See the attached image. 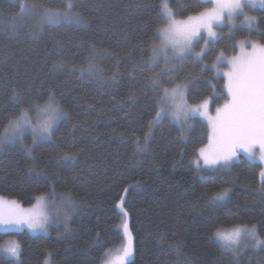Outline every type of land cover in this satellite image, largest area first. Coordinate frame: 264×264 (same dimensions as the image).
Segmentation results:
<instances>
[{
  "label": "trees",
  "instance_id": "16d2710c",
  "mask_svg": "<svg viewBox=\"0 0 264 264\" xmlns=\"http://www.w3.org/2000/svg\"><path fill=\"white\" fill-rule=\"evenodd\" d=\"M169 1L182 19L211 7L200 0ZM20 3L60 6V0H0V135L22 107L33 100L44 104L50 92L65 115L49 140L33 145L27 135L3 149L0 196L29 207L36 196L54 190L71 193L79 207L68 229L53 226L36 236L0 232V246L15 240L21 248L19 262L0 257V264H45L49 256L52 264H101L107 250L122 243L117 204L125 192L132 264H264V247L257 252L244 239L236 253L213 235L220 226L256 225L264 238L260 163L241 154L230 168L206 171L202 178L193 161L210 130L200 118L188 121L183 139L165 117L144 151L136 152L133 143L143 137L163 94L152 85L153 76L169 89L191 79L190 104L210 97L212 109L223 105L226 77H214L211 65L221 51L236 53L240 39L264 44V9L253 10L258 28L222 29L204 56L208 68L189 57L169 69L149 60L159 44L155 30L164 27L157 15L160 0H76L81 25L39 30V8L21 18ZM89 56L99 72L87 70ZM209 81L223 95H215ZM65 154L74 159H62ZM225 187L228 197L212 202Z\"/></svg>",
  "mask_w": 264,
  "mask_h": 264
},
{
  "label": "snow or ice",
  "instance_id": "6c2138e0",
  "mask_svg": "<svg viewBox=\"0 0 264 264\" xmlns=\"http://www.w3.org/2000/svg\"><path fill=\"white\" fill-rule=\"evenodd\" d=\"M202 4H209L211 7L204 8L196 15H188L186 19L177 20L176 12L172 10L168 0H160L157 13L158 20L164 27H157L154 40L159 41V45L154 43L149 60L153 66L162 56L164 62H169L171 53L172 62H183L191 57L194 61H199L203 65V59L210 41L215 42L217 33L216 27L225 25L234 28L237 16H243L242 24L249 29L258 28L259 24L255 16L245 12L246 7L264 9V0H200ZM20 17L35 13L38 8L40 19L36 23V28L42 29L45 25L49 27H60L61 25H81L84 17L76 10V0H60L59 7H48L43 4L37 6L35 3H20ZM203 33V34H202ZM205 35L207 39H205ZM203 44L199 52H195L196 46ZM245 43L250 45L251 50L245 48ZM240 53L227 57L221 51L211 65L214 70V77H226L227 95L222 106L215 108V115L209 114L210 97L203 98L196 103H189L186 97L187 82L175 83L171 89L160 84V78L153 76L151 83L153 86L162 89V95L157 99V110L152 120L149 121L147 130L143 137L137 136L133 143L135 151H144L151 139L152 129L157 123L167 116H171L173 123L180 130L181 139L184 137V128L190 119L197 116L203 117L210 128L208 144L198 150V156L193 161L198 173L203 178V173L211 171L217 167L230 168L232 162L245 153L250 161H259L262 165L259 173L261 180V191H264V44L251 40L239 42ZM87 70L89 72H99V67L92 63L89 56ZM221 64L227 65V71L221 68ZM208 68V65H203ZM81 68V71H84ZM213 93L216 94L215 85L209 81ZM19 93L13 90V99L18 100ZM31 113V114H30ZM65 115L64 110L56 101L55 94L50 92L44 104L33 100L28 107H22L19 115L9 121L11 132L5 130L4 135H0V146L11 142L14 139H23V133L30 130L32 142L51 138L53 129L61 117ZM35 120V122H33ZM31 148L28 154L31 155ZM62 159H74V156L65 154ZM126 191V190H125ZM229 195L227 187L214 193L211 201H223ZM56 197L53 190L51 194H41L35 197L36 203L32 207L24 208L16 200H8L0 196V230L3 232H15L26 227L32 232L48 231V226L53 222V216L43 210L46 201ZM60 206L53 205L56 220H67V212L75 206L71 193H63L59 197ZM123 198L120 200L123 219L118 226V231L122 232L118 253L112 259L111 252L104 254L102 259L104 264H132L134 254L133 237L128 226L127 211L123 209ZM215 239L227 250L237 251L242 239H250L253 247H264V238L257 231L256 225H234L230 228L217 227L213 233ZM0 253L10 257L19 258L21 255L20 244L12 241L6 247L0 248ZM45 264H49L45 260Z\"/></svg>",
  "mask_w": 264,
  "mask_h": 264
},
{
  "label": "rangeland",
  "instance_id": "374dc122",
  "mask_svg": "<svg viewBox=\"0 0 264 264\" xmlns=\"http://www.w3.org/2000/svg\"><path fill=\"white\" fill-rule=\"evenodd\" d=\"M168 2H169V5H170V1H169V0H168ZM170 7H171V6H170ZM255 9H259V7L255 8ZM253 10H254V9H253V8H250V7H246V8H245V12H247L248 15H250V16H255V17L257 18V16L253 13ZM39 19H40V17L38 18V21H39ZM176 19H177V20H183V19H186V18H183V19H182V18H177V17H176ZM242 20H243V16H237V17H236V20H235V25H236V26H235L234 28H231V30H230L229 26H227V25H225L224 27H216V28H215V31H216V33H217V38H216L215 42H212V41L209 42L205 54L209 51V49L211 48V45L214 44V43H216V42L218 41V39L223 35V32H222V29H223V28H227L228 32L231 33V32H233L234 30H236V29L239 28V27H247L246 25H244V24L241 23ZM202 34H203V33H202ZM205 39H207V36H206V35H205ZM249 40H251V39H247V38L240 39V40L237 42V51H236V53H234V54H232V55H225V54H224V55L227 56V57H231V56H234V55H239V53H240L239 42H240V41H245V42H246V41H249ZM251 41H253V40H251ZM253 42H256V41H253ZM256 43H258V42H256ZM158 45H159V44H158ZM203 47H204V45L201 43L200 45H198V46L195 47L194 51H195V52H199V51L201 50V48H203ZM245 48H246V50H248V51L251 50L250 45H248L247 43H245ZM219 54H220V53H219ZM219 54H218V55H219ZM218 55H217V56H218ZM158 61H162V62L165 64V66H167V68H169V69H172V68L177 64V62H172V60H171V53H169V62H168L167 64L164 62V58H163L162 56L158 59ZM221 68H222L224 71H227V65H226V64H221ZM187 90H188V89H187ZM186 97H187V92H186ZM221 106H222V105H221ZM30 114H31V113H30ZM209 114H211V115H215V109H212L210 103H209ZM63 117H64V115L61 117V119H62ZM167 117H169V118L171 119V116H170V115L167 116ZM196 118H200L204 123L207 124V121H206L203 117H201V116H197ZM61 119H60V120L57 122V124L55 125V127H54V129H53V132H54V130L56 129V127H57V125L59 124V122L61 121ZM171 120H172V119H171ZM190 120H191V119H190ZM33 122H35V120H34ZM6 129L8 130V132H9V134H10V132H11L10 126H8ZM6 129H5V130H6ZM209 130H210V128H209ZM53 132H52V133H53ZM4 134H5V131L3 132L2 135H4ZM209 134H210V132H209ZM27 135H31V137H32V133H31L30 130H26V131H24V133H23V139H22V140H21V139H14L13 141L8 142V143H5V144H3L2 146H0V154L3 152V149L6 148L8 145L23 142L24 139H25V137H26ZM51 136H52V135H51ZM49 139H50V138H49ZM49 139H41V140H37V142H36L35 144H37L38 142L44 141V140H49ZM207 144H208V143H207ZM207 144H206V145H207ZM33 145H34V144H33ZM206 145H204L203 147H205ZM241 154L247 156V155H246L245 153H243V152H241L240 155H241ZM197 155H198V153H197ZM238 157H239V156H238ZM238 157H237V158H238ZM247 157H248V156H247ZM237 158H236L234 161H236ZM234 161H233V162H234ZM233 162H232V163H233ZM255 162L260 163L259 161H255ZM217 168H219V167H217ZM55 193H56V197H55L54 199H52V200H48V201H46L45 205L43 206V210L49 212V213L52 214V216H53V222L49 224V226H48V231H47L46 233H44V232H35V233H34V232L30 231L29 229H27L26 227L21 228V229L15 231V232L27 231V232L30 233L31 235L36 236V235H47V234L49 233L50 228L53 227V226H64L65 228L68 229V228L70 227V223H71V221H72V219H73V215H74V213L77 211V209H78V207H79V204H78L77 201H75V200L72 198L73 201L75 202V206H74L72 209L68 210V212H67V216H68L67 220H66V221H65L64 219L56 220V219H55V215H54L55 209L53 208V205L60 206L61 201H60L59 197H60V195L63 194V193H58V192H55ZM49 195H50V194H49ZM4 198H6V197H4ZM6 199H8V200H14V199H10V198H6ZM125 199H126V192H125V194H124V196H123V201H124V202H125ZM16 201H17V200H16ZM17 202H18V201H17ZM18 203H19V202H18ZM35 203H36V202H35ZM19 204H20L22 207H24V208L32 207V206L25 207V206H23L21 203H19ZM117 208H118L119 212L122 214V210H121V207H120V202L117 204ZM123 209L125 210V208H124V203H123ZM127 220H128V226H129V218H128V215H127ZM129 229H130V228H129ZM0 232H3V230H0ZM3 233H5V232H3ZM132 237H133V236H132ZM243 240H244V239H242V241H243ZM249 240H250V239H249ZM13 241H15V240H13ZM242 241H241V242H242ZM247 241H248V239H245L244 244H245ZM8 242H12V241H8ZM8 242H6L5 244L1 245L0 248L6 247L7 244H8ZM15 242H17V241H15ZM218 242H219V241H218ZM219 243H220V242H219ZM242 245H243V244H241L240 247H241ZM119 247H120V246L115 247V248H111V249L107 250V252H111V253H112V256H110L108 259H112V258H114L115 255L118 254V253L116 252V250H117ZM133 247H134V239H133ZM240 247H239L238 249H240ZM241 249H242V248H241ZM244 249H245V248H244ZM254 249L257 250V252H258V251L262 250L263 247H260V248H254ZM247 250H248V249H247ZM20 251H21V248H20ZM107 252H106V253H107ZM134 252H135V251H134ZM235 252L237 253V251H235ZM0 257L10 258V259H13V260L16 261V262H19V261H20V256H19V258L17 259V258H15V257H10V256H7V255H5V254H3V253H0ZM133 257H134V254H133ZM133 257H132V259H133ZM46 260L49 261V264H52V261H51V257H50V256L47 257ZM101 264H104V260L102 261Z\"/></svg>",
  "mask_w": 264,
  "mask_h": 264
}]
</instances>
